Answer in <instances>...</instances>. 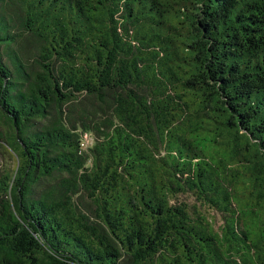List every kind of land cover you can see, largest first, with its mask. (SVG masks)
<instances>
[{
    "label": "trees",
    "instance_id": "16d2710c",
    "mask_svg": "<svg viewBox=\"0 0 264 264\" xmlns=\"http://www.w3.org/2000/svg\"><path fill=\"white\" fill-rule=\"evenodd\" d=\"M0 148V264H264V0H0Z\"/></svg>",
    "mask_w": 264,
    "mask_h": 264
},
{
    "label": "rangeland",
    "instance_id": "374dc122",
    "mask_svg": "<svg viewBox=\"0 0 264 264\" xmlns=\"http://www.w3.org/2000/svg\"><path fill=\"white\" fill-rule=\"evenodd\" d=\"M93 144V137L90 136L88 133H84L83 136V147L88 151V149ZM16 164V157L13 154H9L7 151L5 152L3 149L0 148V173L3 169L9 167L14 169ZM192 203H195L193 199L189 200ZM209 216L212 222L214 223L215 229H219L220 226H223V220L221 216L213 211H209Z\"/></svg>",
    "mask_w": 264,
    "mask_h": 264
}]
</instances>
